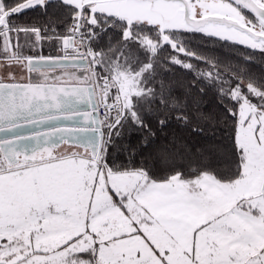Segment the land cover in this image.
Here are the masks:
<instances>
[{
    "label": "snow or ice",
    "instance_id": "1",
    "mask_svg": "<svg viewBox=\"0 0 264 264\" xmlns=\"http://www.w3.org/2000/svg\"><path fill=\"white\" fill-rule=\"evenodd\" d=\"M194 39L264 54V0H0V264H264V79Z\"/></svg>",
    "mask_w": 264,
    "mask_h": 264
},
{
    "label": "trees",
    "instance_id": "2",
    "mask_svg": "<svg viewBox=\"0 0 264 264\" xmlns=\"http://www.w3.org/2000/svg\"><path fill=\"white\" fill-rule=\"evenodd\" d=\"M62 10L55 5L48 8V15H43V10H29L26 14L21 15L18 23H37L45 24L50 18H62ZM57 27L63 28L62 24H57ZM23 43V39H21ZM192 46H196L203 50V54L208 55L219 62L220 70L231 75L232 72L244 75L246 78L264 79V54L241 45L224 44L223 42L204 43L200 39H194L191 42ZM56 55L54 50H50L47 46L44 48V55ZM166 55V53L164 54ZM204 67L203 64L200 65ZM169 77L174 76L177 80L191 82L192 73L184 69L174 68V71L166 73ZM201 109L211 117L219 120L222 119L219 103L216 99L214 91H208L202 98ZM177 136L184 140L189 146L207 147L208 145L222 144L227 149L229 144L228 129L223 127L222 123L207 122L204 127V132L200 136H192L188 131L183 130L173 124L166 133H161V136ZM126 139H130L133 144L137 141L133 137L126 135ZM147 155V152L145 153ZM213 162L220 170H226L231 163L226 150L216 153L213 156ZM151 163V162H150Z\"/></svg>",
    "mask_w": 264,
    "mask_h": 264
},
{
    "label": "rangeland",
    "instance_id": "3",
    "mask_svg": "<svg viewBox=\"0 0 264 264\" xmlns=\"http://www.w3.org/2000/svg\"><path fill=\"white\" fill-rule=\"evenodd\" d=\"M35 75L36 74H34V78H35ZM0 77H3V78L6 79V71L4 69H0ZM17 78L18 79L20 78V74L19 73H17Z\"/></svg>",
    "mask_w": 264,
    "mask_h": 264
},
{
    "label": "water",
    "instance_id": "4",
    "mask_svg": "<svg viewBox=\"0 0 264 264\" xmlns=\"http://www.w3.org/2000/svg\"><path fill=\"white\" fill-rule=\"evenodd\" d=\"M61 126L62 127H67V126H71V125L65 124V125H61ZM41 130H44V129H41ZM60 147H61V149L62 148H65L66 149L68 146L67 145H61Z\"/></svg>",
    "mask_w": 264,
    "mask_h": 264
},
{
    "label": "flooded vegetation",
    "instance_id": "5",
    "mask_svg": "<svg viewBox=\"0 0 264 264\" xmlns=\"http://www.w3.org/2000/svg\"><path fill=\"white\" fill-rule=\"evenodd\" d=\"M62 149H65V148H62Z\"/></svg>",
    "mask_w": 264,
    "mask_h": 264
}]
</instances>
